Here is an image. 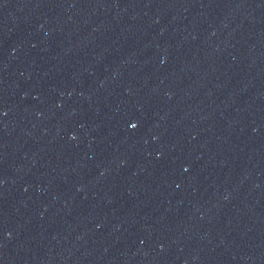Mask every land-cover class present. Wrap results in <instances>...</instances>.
Returning <instances> with one entry per match:
<instances>
[{
	"label": "water",
	"instance_id": "1",
	"mask_svg": "<svg viewBox=\"0 0 264 264\" xmlns=\"http://www.w3.org/2000/svg\"><path fill=\"white\" fill-rule=\"evenodd\" d=\"M264 130V0H0V264H205Z\"/></svg>",
	"mask_w": 264,
	"mask_h": 264
}]
</instances>
